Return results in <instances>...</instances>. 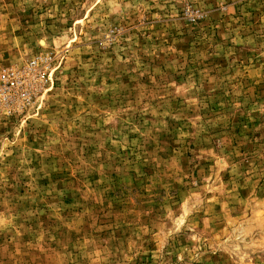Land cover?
I'll return each instance as SVG.
<instances>
[{
	"label": "rangeland",
	"instance_id": "rangeland-1",
	"mask_svg": "<svg viewBox=\"0 0 264 264\" xmlns=\"http://www.w3.org/2000/svg\"><path fill=\"white\" fill-rule=\"evenodd\" d=\"M0 264H264V0H0Z\"/></svg>",
	"mask_w": 264,
	"mask_h": 264
},
{
	"label": "built area",
	"instance_id": "built-area-1",
	"mask_svg": "<svg viewBox=\"0 0 264 264\" xmlns=\"http://www.w3.org/2000/svg\"><path fill=\"white\" fill-rule=\"evenodd\" d=\"M23 77L18 75L15 71H9L1 80L0 84V99L7 100L13 96L12 93H15L16 89L23 84Z\"/></svg>",
	"mask_w": 264,
	"mask_h": 264
}]
</instances>
